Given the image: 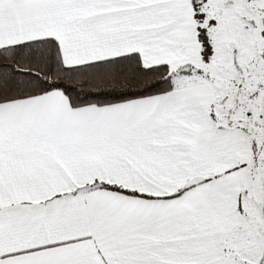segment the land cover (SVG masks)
Masks as SVG:
<instances>
[{
	"label": "snow or ice",
	"instance_id": "6c2138e0",
	"mask_svg": "<svg viewBox=\"0 0 264 264\" xmlns=\"http://www.w3.org/2000/svg\"><path fill=\"white\" fill-rule=\"evenodd\" d=\"M0 264H264V0H0Z\"/></svg>",
	"mask_w": 264,
	"mask_h": 264
}]
</instances>
